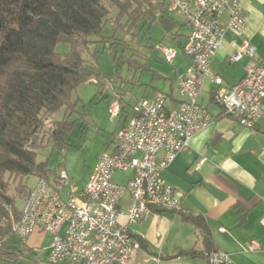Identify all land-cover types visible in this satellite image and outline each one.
<instances>
[{"label":"built area","instance_id":"built-area-1","mask_svg":"<svg viewBox=\"0 0 264 264\" xmlns=\"http://www.w3.org/2000/svg\"><path fill=\"white\" fill-rule=\"evenodd\" d=\"M166 4L167 13L183 17L189 29L181 47L189 65L178 81L176 106L167 107L166 94L137 99L131 117L115 134V153L104 152L97 158L81 188L70 184L63 169L48 181L37 179L12 233L21 244L35 232L49 235L46 264H132L136 246L129 225L142 222L152 208L187 214L162 174L188 148L193 135L212 122L199 103L205 80L216 86L214 102L224 115L246 128L264 121V63L258 60L256 48L243 39L236 53L228 56L229 64L245 60L244 76L231 88L221 86L211 66L225 33L244 35L241 1L166 0ZM160 52L168 63L176 57L170 48H160ZM110 113L118 115L117 104ZM161 151L163 156L158 158ZM116 172L132 176L115 183ZM125 195L129 200L126 222L119 223L123 214L119 204ZM203 257L208 264L230 262L219 250L203 252Z\"/></svg>","mask_w":264,"mask_h":264},{"label":"trees","instance_id":"trees-1","mask_svg":"<svg viewBox=\"0 0 264 264\" xmlns=\"http://www.w3.org/2000/svg\"><path fill=\"white\" fill-rule=\"evenodd\" d=\"M166 5V0H0V264H16L35 254L25 244L12 241V228L21 214L17 202L24 201L30 190L25 179L35 176L48 181L61 169L51 170L46 161L37 162L36 152L44 147L46 118L61 110L74 111L73 91L105 78L99 69L87 65L84 51L101 45L117 61L118 70L124 66L149 70L143 57L139 62V55H128L127 46L108 40L104 30L111 20L125 35L135 30L149 33L155 26L177 36L185 25L167 13ZM111 9L115 13L109 19ZM58 45L67 50L57 51ZM144 48L151 52L153 47ZM96 54L97 49L93 59ZM154 77L164 79L156 73ZM69 127L62 121L49 135L55 146H60ZM183 218L199 228L206 247L203 252L211 251V232L204 218L190 214ZM138 243L143 245L141 240ZM203 252H178L167 258L203 256Z\"/></svg>","mask_w":264,"mask_h":264},{"label":"crops","instance_id":"crops-1","mask_svg":"<svg viewBox=\"0 0 264 264\" xmlns=\"http://www.w3.org/2000/svg\"><path fill=\"white\" fill-rule=\"evenodd\" d=\"M240 1L245 12L244 35L236 37L230 32L225 33L211 64L225 88L233 87L244 76L245 60L237 64L227 61L243 39L256 48L258 60L264 63V0ZM184 25L186 34L181 36L178 31L176 37L181 36L185 41L189 29L186 23ZM188 65L189 60L183 57L178 67H172L175 81L171 76H164L160 82L166 85L165 89L157 91L148 86L138 98L133 96L132 105L139 98L166 94L167 107L176 106L178 81ZM215 92L216 86L205 80L199 103L210 114L212 122L193 135L188 148L177 154L162 176L179 198L182 209L192 216L203 217L207 222L212 238L210 249L226 253L229 264H264V121L259 120L252 128L238 124L216 105L212 98ZM106 97L107 94L102 95V99ZM120 99L121 103L124 98ZM114 104L115 100L112 106ZM132 105L130 113L124 115L120 108L117 124L103 142L94 164L102 153H115V134L131 117ZM162 156L161 151L158 158ZM128 173L122 175L120 183L132 176ZM128 205V196L123 197L119 204L123 212L118 218L119 223L126 222L124 214ZM128 229L136 246L132 264L143 259H148L147 264H208L202 255L182 254L167 258L178 252L202 253L206 250L199 228L185 221L182 213L151 211L142 222L129 225ZM34 235L49 236L35 232L30 237ZM139 240L143 242L142 246H139ZM250 244L254 247L249 248ZM29 248L35 253L40 252L36 247Z\"/></svg>","mask_w":264,"mask_h":264},{"label":"rangeland","instance_id":"rangeland-1","mask_svg":"<svg viewBox=\"0 0 264 264\" xmlns=\"http://www.w3.org/2000/svg\"><path fill=\"white\" fill-rule=\"evenodd\" d=\"M114 13V10L111 9L109 19L114 16ZM171 16L180 25H184L183 17L176 13H172ZM111 22V20L108 21L104 30L107 39L111 41L117 39L121 45H126L129 51L128 55L132 54L133 57L139 55L140 58L135 59L139 62L144 59L149 70H128L127 66L118 70V63L116 60H112L110 51L103 50L101 45L90 46L84 51L83 57L88 66L99 69L105 78H98L97 83L92 80L90 83L81 84L73 91L71 100L77 102L74 111L65 113L64 110H61L56 115L46 118L43 136L44 147L36 152L37 162L46 161L51 170L61 166V169L66 172L70 184L78 187L84 185L95 158L102 149L103 142L109 137V133L113 132V128L117 124V117H112L110 113L113 101L115 100L119 110L122 108V115L130 113L133 96L138 98L146 87L153 86L157 91L165 89L166 85L160 82L163 79H156L155 73L163 78L171 76L172 81H175L176 75L171 73L172 67H178L184 57L181 50L184 39L181 36L187 32L185 26L179 29L181 36L178 37L173 36L174 34H166L155 26L149 33L135 30L132 34L125 35L115 29ZM92 40L96 41L94 38ZM145 45L153 47L151 52L144 48ZM160 48H170L176 52L172 63L163 59ZM95 49H97V54L93 59L92 53ZM66 50V46L58 45L57 47L59 52ZM117 73L119 74L116 75ZM103 94H107L105 99H102ZM121 97L124 99L120 103ZM62 121H66L70 127L60 146L57 147L49 135L59 127ZM126 174L129 175V173ZM122 175V173L116 172L113 175L114 181L120 183ZM25 182L30 189L36 184L37 177L30 176L25 179ZM124 199H126V195ZM22 206L23 201L18 200V209L20 210ZM50 240V236L34 235L30 237L25 245L31 248L36 247L40 249V252L31 257L27 256L26 259L22 258L16 264H45ZM12 241L17 242L18 240L13 236Z\"/></svg>","mask_w":264,"mask_h":264}]
</instances>
